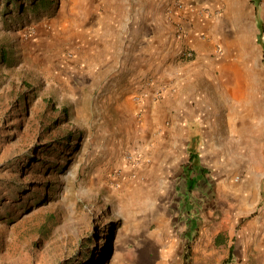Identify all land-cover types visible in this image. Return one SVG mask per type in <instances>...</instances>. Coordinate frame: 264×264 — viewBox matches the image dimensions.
Wrapping results in <instances>:
<instances>
[{
  "label": "rangeland",
  "instance_id": "rangeland-1",
  "mask_svg": "<svg viewBox=\"0 0 264 264\" xmlns=\"http://www.w3.org/2000/svg\"><path fill=\"white\" fill-rule=\"evenodd\" d=\"M29 1L0 0V264H264V0L242 28L222 0L198 8L208 73L179 89L199 116L191 143L122 45L129 0Z\"/></svg>",
  "mask_w": 264,
  "mask_h": 264
},
{
  "label": "crops",
  "instance_id": "crops-1",
  "mask_svg": "<svg viewBox=\"0 0 264 264\" xmlns=\"http://www.w3.org/2000/svg\"><path fill=\"white\" fill-rule=\"evenodd\" d=\"M260 1L262 2V0ZM207 2L208 0H186V9L183 12H177L172 6L174 0H129L126 5L125 23H123L127 32L124 36L126 41L122 45L126 44L127 47H130L129 49H133L131 54L135 55L134 58L142 64L143 76L154 78L155 89L167 86V91L170 92L165 94V100L162 102L174 104V115L177 121L179 124H187V130L175 132V135L179 139L187 137L190 140L189 143L196 138L192 124L198 121L197 117L199 116L196 111L192 110L194 109L193 103L189 105L190 101H194L193 97L180 94L181 90L179 89L191 79L197 76L205 77L208 73L206 62L208 61L209 48L207 43L198 36V32L204 33L205 30L204 28L201 29L203 31L198 30L196 23L198 8H204ZM261 2L257 5L255 0H222L227 24L230 12L234 11L238 14H233V23L242 28L250 19V7L254 8L255 16L259 7L262 6ZM164 11H167L170 17L169 20L167 18V22L164 19ZM219 25V23L216 24V27L218 28ZM216 27L211 30L215 35ZM114 45L116 46V44ZM186 51H193L194 57L190 59L184 57L183 52ZM238 78L246 84L249 80H253L254 84L259 86L258 90H261L262 75L259 68L257 73L250 74V69L243 67L238 70ZM244 94L249 95L247 101L249 107H251V97L259 98V92L249 94L245 90ZM201 103L204 104L202 101ZM258 103H261V98L258 99ZM195 104L198 106L197 103ZM147 107L148 115H158L157 118H160V109L156 110L161 107L159 102L149 101ZM199 114L202 115L204 112L201 111ZM253 114L256 115L254 111ZM261 122L264 124V119Z\"/></svg>",
  "mask_w": 264,
  "mask_h": 264
},
{
  "label": "trees",
  "instance_id": "trees-1",
  "mask_svg": "<svg viewBox=\"0 0 264 264\" xmlns=\"http://www.w3.org/2000/svg\"><path fill=\"white\" fill-rule=\"evenodd\" d=\"M49 1L50 0H36V2L33 3L30 0L29 5H28V9L31 12H36L39 9V7L40 8H48ZM16 2H17V0H5V4L7 7H9V5L13 6V4H15ZM255 2L258 5L260 0H255ZM15 5H17V4H15ZM15 7H17V6H15ZM24 10H25V8H24ZM47 151H51V150H47ZM39 153H45V150H37L36 148H32L31 150H29L28 152H26L24 154V158L32 159L35 163H37V162L41 161ZM184 173H185L186 180H187V182H186L187 186L192 187L198 181H200L202 179V176L205 175V169L200 164L198 156H195L192 153L190 154V163H189V165H187L184 168ZM189 228H190V232H193V233L197 230L196 219H190L189 220ZM189 233L186 234L187 239H189V237H190ZM195 235L196 234H194V236ZM87 255L88 254H85V256H87ZM188 258H189V248L187 249V254H185V262H188ZM61 264H63V263H61Z\"/></svg>",
  "mask_w": 264,
  "mask_h": 264
},
{
  "label": "built area",
  "instance_id": "built-area-1",
  "mask_svg": "<svg viewBox=\"0 0 264 264\" xmlns=\"http://www.w3.org/2000/svg\"><path fill=\"white\" fill-rule=\"evenodd\" d=\"M173 9L174 11L176 10L177 12L181 11L183 12L186 9V0H174L173 3ZM204 11V10H202ZM183 56L190 59L194 57V52L193 51H186L183 52ZM128 159L131 160V162L133 163H137L135 161H137L136 157L134 158L133 156H128Z\"/></svg>",
  "mask_w": 264,
  "mask_h": 264
},
{
  "label": "bare ground",
  "instance_id": "bare-ground-1",
  "mask_svg": "<svg viewBox=\"0 0 264 264\" xmlns=\"http://www.w3.org/2000/svg\"><path fill=\"white\" fill-rule=\"evenodd\" d=\"M236 81V80H235ZM233 90V89H232Z\"/></svg>",
  "mask_w": 264,
  "mask_h": 264
}]
</instances>
